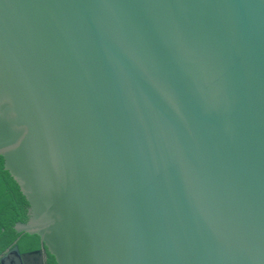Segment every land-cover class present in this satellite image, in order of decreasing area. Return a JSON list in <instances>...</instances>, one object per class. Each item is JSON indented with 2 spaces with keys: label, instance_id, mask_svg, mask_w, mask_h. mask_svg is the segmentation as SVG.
I'll list each match as a JSON object with an SVG mask.
<instances>
[{
  "label": "water",
  "instance_id": "obj_1",
  "mask_svg": "<svg viewBox=\"0 0 264 264\" xmlns=\"http://www.w3.org/2000/svg\"><path fill=\"white\" fill-rule=\"evenodd\" d=\"M0 157V264H264V0H0Z\"/></svg>",
  "mask_w": 264,
  "mask_h": 264
},
{
  "label": "trees",
  "instance_id": "obj_2",
  "mask_svg": "<svg viewBox=\"0 0 264 264\" xmlns=\"http://www.w3.org/2000/svg\"><path fill=\"white\" fill-rule=\"evenodd\" d=\"M26 206L27 203L16 183L3 169L0 157V253L11 245L13 239L18 235L12 226L15 222L25 220ZM16 243L21 251L39 247L38 237L34 234L23 233ZM46 255V264H54L52 256L48 253Z\"/></svg>",
  "mask_w": 264,
  "mask_h": 264
},
{
  "label": "flooded vegetation",
  "instance_id": "obj_3",
  "mask_svg": "<svg viewBox=\"0 0 264 264\" xmlns=\"http://www.w3.org/2000/svg\"><path fill=\"white\" fill-rule=\"evenodd\" d=\"M46 257H47V255H46Z\"/></svg>",
  "mask_w": 264,
  "mask_h": 264
}]
</instances>
